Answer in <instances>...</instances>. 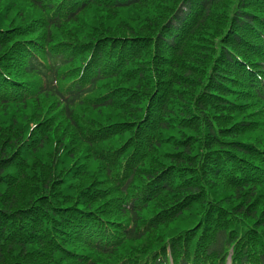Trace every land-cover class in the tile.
Segmentation results:
<instances>
[{
    "label": "trees",
    "instance_id": "16d2710c",
    "mask_svg": "<svg viewBox=\"0 0 264 264\" xmlns=\"http://www.w3.org/2000/svg\"><path fill=\"white\" fill-rule=\"evenodd\" d=\"M225 1L0 0V264H264V6Z\"/></svg>",
    "mask_w": 264,
    "mask_h": 264
},
{
    "label": "rangeland",
    "instance_id": "374dc122",
    "mask_svg": "<svg viewBox=\"0 0 264 264\" xmlns=\"http://www.w3.org/2000/svg\"><path fill=\"white\" fill-rule=\"evenodd\" d=\"M171 1L172 0H165L166 6H167V10L169 12L172 10V8L170 7ZM221 4H222V6H225V10L224 11H220V12H216L213 15L212 19L210 20V23H211V21L219 22V26L216 27L219 30H223V29H225L227 27L228 22H229V18L228 17H229L230 13L233 10H236L238 8H241V7L254 8L256 5L264 6V0H226L225 4L223 2ZM132 19H133V21H135L136 18L132 17ZM130 27L131 28H135L134 26H130ZM240 38H241V40L243 42L247 43L245 38L252 40L253 36L250 35V34H247L245 36H241ZM221 48L222 47H220V44H218L215 47V49L217 51H220Z\"/></svg>",
    "mask_w": 264,
    "mask_h": 264
}]
</instances>
